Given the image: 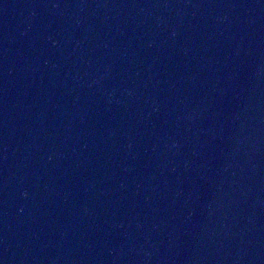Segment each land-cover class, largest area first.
<instances>
[{"label":"water","instance_id":"95a60500","mask_svg":"<svg viewBox=\"0 0 264 264\" xmlns=\"http://www.w3.org/2000/svg\"><path fill=\"white\" fill-rule=\"evenodd\" d=\"M110 264H264V0H94Z\"/></svg>","mask_w":264,"mask_h":264}]
</instances>
